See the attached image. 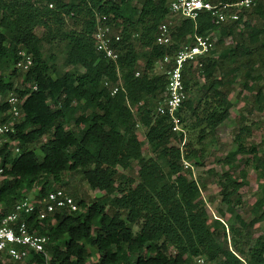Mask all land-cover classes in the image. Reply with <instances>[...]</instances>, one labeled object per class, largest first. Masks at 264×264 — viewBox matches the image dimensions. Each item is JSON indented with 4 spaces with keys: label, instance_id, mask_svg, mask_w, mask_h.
<instances>
[{
    "label": "trees",
    "instance_id": "obj_1",
    "mask_svg": "<svg viewBox=\"0 0 264 264\" xmlns=\"http://www.w3.org/2000/svg\"><path fill=\"white\" fill-rule=\"evenodd\" d=\"M168 1L0 0V92L13 86L15 71L7 70L18 59V49L32 54L22 81L36 86L21 91L27 96L24 118L14 136L20 151L11 160V179L0 187L1 213L25 196L23 190L36 187L42 197L55 183L68 186L66 172L80 173L91 189L104 192L88 203L73 190L77 210L58 209L41 221L36 211L24 215L29 226L48 236L50 264H87V245L98 255L93 264H195L197 256L207 264H264V235L254 236V225L264 221V149L248 143L252 129L239 114L234 148L222 161L228 169L217 180L226 206L217 213L224 217L227 212L232 220L227 226L210 221L201 195L207 185L189 179L190 169L183 167V161L197 163L202 149L191 138L183 142L169 118L156 111L167 77L155 69L159 59L195 36L217 32V55L213 49L201 58V67H183L187 97L177 114L181 124L194 118L192 129L202 125L198 141L207 133L217 140L216 128L229 115V95L238 85L240 91H251L254 107L248 113L255 108L261 114L264 131V88L248 82L257 69L264 78V0L241 8L238 20L219 24L207 11L195 20L176 18L171 43L160 45L155 39ZM206 1L223 5L240 0ZM103 15L112 24V36H120L112 39L116 60L94 48L92 34ZM36 28L43 34L37 35ZM55 42L65 43L63 65L74 68L60 70L44 58L45 44ZM198 76L204 79L201 85ZM114 86L118 90L111 94ZM193 86L198 90L190 96ZM139 124L154 157L142 154ZM134 163L139 165L137 179L118 169ZM241 163H250L262 180L260 196L247 210L249 221L236 212L248 175ZM134 225L139 226L136 232ZM43 261L42 254L31 253L25 264Z\"/></svg>",
    "mask_w": 264,
    "mask_h": 264
},
{
    "label": "built area",
    "instance_id": "obj_2",
    "mask_svg": "<svg viewBox=\"0 0 264 264\" xmlns=\"http://www.w3.org/2000/svg\"><path fill=\"white\" fill-rule=\"evenodd\" d=\"M255 2L256 0H240L233 4L218 5L206 0H169V11L158 27L155 42L160 45L171 43L170 28L176 18L195 20L201 11H207L219 24L227 20H238L239 10L250 7ZM96 21L92 34L95 50L101 52L107 59L116 60L118 53L112 46V39L119 40L120 36L118 34L112 36V24L108 23L107 16L98 17ZM211 34L212 32L205 36H195L191 43L180 46L172 55H164L156 62L155 69L165 73L167 77L165 90L158 101L156 111L169 118L174 131L181 130L179 127L181 121L177 114L187 97L183 82V67L186 63L202 66L201 58L214 49ZM17 56L16 62L7 70L10 74L11 71H15L12 77L13 86L0 92V187L11 179L8 174L11 160L20 151L14 136L17 126L24 118L23 103L27 96L22 95L21 91L26 88H36L34 84H28L26 87L22 81V74L26 73L33 64L32 54L24 49H18ZM19 73L22 76L15 77ZM117 90L118 86L112 87L111 94ZM35 191L18 200L6 213H1L3 202L0 201V264L29 259L31 253L42 254L43 264H50V257L45 249L48 236L29 226L24 215H31L36 211V220L41 221L58 209L68 211L78 209L74 198L63 187L54 186L42 197H39ZM194 260L195 264H207L203 256H197Z\"/></svg>",
    "mask_w": 264,
    "mask_h": 264
},
{
    "label": "rangeland",
    "instance_id": "obj_3",
    "mask_svg": "<svg viewBox=\"0 0 264 264\" xmlns=\"http://www.w3.org/2000/svg\"><path fill=\"white\" fill-rule=\"evenodd\" d=\"M134 4L139 7V3L134 1ZM35 32L37 35L43 34V29L36 28ZM218 33L212 32L211 38L214 45V50H216L215 55L218 53ZM230 39L226 38L225 43H229ZM65 56V43L62 42L60 44L51 43L45 44L44 46V58L48 61L49 64L55 63L60 70H66L68 68H74L72 66H64L63 59ZM79 71H83L82 67H77ZM263 71L259 72L258 69L251 72V77L248 82L249 85L252 84L254 86H262L264 88V78H262ZM204 79L201 76H198L197 82L198 85L203 83ZM198 90V87H192L190 89V96H193L195 92ZM251 91L249 89H244L240 91V87L235 85L234 91L229 95V100L231 101V108L229 109V115L227 118L220 123L215 131L216 139L211 134H206L205 138L201 141H198V136L200 135V125L197 128H191V123L194 121V118L185 119L182 124L179 126L181 130L175 131L176 133H182L183 139L182 141H186L191 138L197 149H202V156L197 160V163L188 160L186 163H183L184 168L190 169V174H188L189 179L197 180L198 182H205L207 185V189L201 192L202 197L205 199V207L207 213L209 215L210 221L221 223L222 225L227 226V223L232 220V215L229 213H225L224 217H220L217 213V209H221L225 211L226 206L220 202V196L218 192L217 180L221 173L227 171L228 167L222 161L226 155V153L234 148V144L232 142V138L234 132L239 127V123L237 121V116L242 114L245 116V124H247L252 129L251 136L248 138V143L250 144H258L259 149L262 151L264 149V145H262L261 140L263 137V129L259 124V121L262 119L260 113H257L255 108L251 109V112L248 113V109L250 107H254L253 100L251 96ZM137 133L139 137L143 140L142 145V154L144 157H154V152L152 151V147L145 140V128L139 124L137 126ZM213 139V140H212ZM173 143L178 144L179 141L175 140ZM181 145V144H180ZM35 151L39 155L41 152L38 150V145H35ZM240 159V156H238ZM191 161V162H190ZM133 163V162H132ZM139 165L137 163L132 164L127 169H122L118 167L119 171L131 175L137 179V170ZM241 168L248 172L245 184L240 188V194L242 199V204L236 208V212L240 214L244 220L249 221L252 218V215L248 213V209L250 205L254 202V199L260 196V188L262 180L257 177V172L251 167V164L244 165L241 163ZM63 180L68 181L69 185L65 186L61 183H55V186L64 187L66 192L70 194L71 191L75 190L78 194L83 197L86 202H90L93 198H97L104 194L103 191L98 189H91L87 182L81 177V174L78 172L70 173L66 172L63 175ZM53 183V182H52ZM37 190L36 187H33L29 190H23L22 193L25 195H31L34 191ZM36 192V191H35ZM118 195V194H112ZM110 213V211H109ZM255 234L254 236L264 235V221L258 222L254 225ZM134 231L136 232L139 229L138 225L133 226ZM87 249L89 252V256L87 259V264H93L97 261L98 255L94 252L91 246L87 245ZM171 253L174 252L173 248H170ZM28 259L18 262L17 264H25Z\"/></svg>",
    "mask_w": 264,
    "mask_h": 264
}]
</instances>
